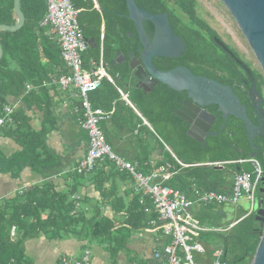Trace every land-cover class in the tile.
Returning <instances> with one entry per match:
<instances>
[{
	"label": "trees",
	"instance_id": "1",
	"mask_svg": "<svg viewBox=\"0 0 264 264\" xmlns=\"http://www.w3.org/2000/svg\"><path fill=\"white\" fill-rule=\"evenodd\" d=\"M12 2L13 0H0V24L15 22ZM97 2L103 9V42L106 46L108 42L112 44L105 49V60L115 49H120L125 56V62L122 65L110 67L113 71L109 69L108 74L113 78L115 70L119 72L123 81L115 79V85L123 93L128 94V99L135 104L152 128L151 130L143 124L133 110L121 100L114 85L103 79L99 88L91 92L88 98L92 106H99L105 111L111 109L113 100L116 101L110 118L115 135H107L103 128L106 142L115 151L122 152L123 149L118 146V134L127 133L129 142L135 148V153L125 158L136 162L138 170L142 172H151L158 165L166 162L171 164V178L164 183L184 192L189 197H191L192 183L203 190L228 193L234 175L242 171H250V166L247 163H227L220 167L203 163L231 161L249 156L252 149L241 121L229 116L223 128L220 129L222 118L219 116L214 128L220 130L212 136L210 144L204 147L190 139L185 134L186 125L181 123L171 111L175 105L176 92L163 84H157L149 92L136 85L127 61L128 54L133 53L132 50L137 48V34L131 20L126 17L125 0H97ZM135 2L139 7L151 13L166 10L176 34L184 42L185 51L176 60L164 58L156 61L159 69H169L175 64L184 65L189 67L194 74H203L216 79L230 85L235 91H237L236 85L239 87L244 84V81L249 82L244 69L214 42L212 37L216 35L215 31L204 20L196 16L194 0H178L183 15L176 12V7L169 9L166 0H135ZM173 3L176 6V0ZM73 4L77 9H82L78 16L93 9L91 0H73ZM20 9L24 15L23 25L13 32L0 30L2 47L0 114L2 107L6 104L7 95L20 93L26 83L40 86L44 79L48 78L52 67H59L62 64L59 46L45 34L43 27L39 26V21L45 12V1L20 0ZM93 12L95 21L99 24V13L95 10ZM229 48L238 56L231 47ZM96 51L97 49L95 53L92 52L94 60L97 58ZM133 54L136 55V51ZM89 57V53L82 54L84 66ZM42 59L46 62L43 63ZM246 64L248 66V63ZM251 72L255 79L256 89L260 91L264 86V76L254 69ZM244 93L245 91H243V97ZM49 113L50 111L47 110L48 121L50 120ZM52 122L53 120L49 123ZM19 138L22 142L21 154L34 152L35 156H27L25 159L33 160L31 162L37 165L35 168L43 171V162L38 153L43 146L41 138L37 136L32 140L28 133H22ZM259 140L263 154L256 153L255 158L259 160L264 172V138ZM163 142L185 165L179 164L172 157L165 149ZM153 144H156L162 152L151 165L149 161ZM57 165L58 163L53 161L51 167L48 166L47 169L55 170ZM69 175L74 180L75 190L72 188L61 193L52 187L46 190L36 188L33 195L29 193L16 195L10 200L11 205L3 210L0 208V264H32V260L24 252V242L40 237L47 240H59L65 236L80 238L85 234L89 240L98 239L99 243L104 245L113 256L126 243L125 230L142 227L155 217L153 213L144 211L150 202L144 200L143 204L140 203V193L134 195L128 204L121 205L122 201L118 197L114 199L115 202H111V208L125 210V219L119 222L103 215L98 218L99 208L96 205L88 206L86 199L82 200V205H75L72 194L76 192L79 182L88 181L102 198L107 199L114 193L115 186L106 187V181L115 183L119 177L125 180L127 175L120 173L113 162L107 159L98 162L89 172L77 173L73 169L70 170ZM259 195V188H257L255 196ZM262 202L264 207V198ZM93 209L96 210L93 212L94 215H88V211ZM194 215L202 224L209 225L208 216L201 214L198 217L197 212ZM233 222L235 223L224 231L203 233L201 240L208 252L214 246L220 247L222 249L220 258L228 264H250L259 241L261 223L255 218L254 212L248 214L243 210L234 215L231 222H225L219 227L225 228ZM117 225L123 226L118 227ZM211 240L215 242L210 243ZM225 252L232 255V260L225 257ZM59 262L60 258L57 264Z\"/></svg>",
	"mask_w": 264,
	"mask_h": 264
},
{
	"label": "crops",
	"instance_id": "2",
	"mask_svg": "<svg viewBox=\"0 0 264 264\" xmlns=\"http://www.w3.org/2000/svg\"><path fill=\"white\" fill-rule=\"evenodd\" d=\"M91 1L93 3V9L84 12L83 15L81 14L78 16V21L80 23L79 25L82 28L81 30L85 39H92V41H87L88 47L84 53H89L90 57L88 58V62L85 64V66L83 65V68H85L87 71H92L94 68V63L101 60L104 64L106 72L108 73L109 69L110 71H113L110 67L122 65L125 62V56L122 54L120 49H115L111 54L108 55L107 60H105V49L108 48L109 45L112 46V44L108 42L109 44L107 43L106 46L103 42V9L99 11L95 7L94 0ZM81 10L82 9L80 8L79 12ZM93 10L99 13V24H97L95 21V13ZM42 19L39 21V26L43 27L45 34L51 40L55 41L59 46L53 34L48 33L47 26L41 24ZM95 49H97V58L94 60L92 57V52L95 53ZM60 58L62 64H60L59 67H52V69L49 71L48 78L44 79L43 84L40 86H34L33 84L26 83L20 93L6 96V104L4 106L10 107L12 110L10 113L11 120L4 123V125L0 128V208L2 210L5 207L11 205L10 200L16 195L28 193L33 195L36 188L39 190H46L52 187L56 191L63 193L69 191V189H74L75 187L74 180L69 174L70 170L74 169L76 171L75 168L78 161L84 156L86 152L87 134L79 124L81 116V113L78 109L80 96L76 94L75 88L70 86L65 89H61V87L56 83V80L60 75L70 73V69L66 66L62 58L61 49ZM42 61L43 63L46 62L45 59H42ZM115 79L123 81L119 72L116 70L114 72L112 82H109L114 85L119 95L122 93L128 96V94L123 93L122 90H120L115 85ZM26 85L29 86V89H26ZM120 98L124 101L121 95ZM124 102L126 103V101ZM111 104V109L106 111L108 113L107 119L100 123V128L102 131L104 128L107 135L109 136L115 135V129L110 124V118L112 116L116 101L113 100ZM4 106L2 107L0 116H4ZM47 110L50 111L49 121L47 120L46 115ZM137 116L142 120L143 124L152 130L151 126L142 115ZM51 120H53V122L49 123ZM22 133H28L32 140H34L37 136L41 138L43 146L38 153L40 159L43 162V171H40V168H35L37 165L31 162L33 160L28 161L27 158L25 159L27 156H35L34 152L21 154L22 142L20 141L21 138L19 137ZM118 135V146L121 147L123 151H115L109 144L108 145L114 153L126 159L125 156L133 155L135 153V148L129 142L127 133H121V135ZM163 145L173 157L174 154L169 149V147L164 142ZM151 146L152 152L150 153V161H154L155 158L159 157L162 151L157 147L156 144ZM104 159L113 162L108 158H103L101 161H97L96 164L98 162H102ZM53 161L58 163L57 167L55 170H53V168L48 170L47 167H51V163ZM118 171L122 174H126L128 177L125 176V180L119 177L115 183L106 181V187L108 186L109 188L110 185L115 186L114 193H112V195L107 199L102 198L101 194L88 181L82 183L79 182L76 192L72 194L75 205H82V200L86 199L87 201L85 202L88 204V206L96 205L99 208L100 214L97 216L98 218L103 215L109 219H114L115 221L119 222L125 219L126 215L124 212L125 210L123 209L116 207L111 208V202H115L116 200L114 199L116 197L122 201L121 205H124L128 204L134 195L140 193L139 201L148 200L150 202L149 197L146 195L143 196L141 190H138L139 188L135 184L132 175L128 171L121 172L119 169ZM142 173L146 174L149 172ZM171 175L168 179L171 178ZM30 189L31 191H29ZM187 197L194 199L192 193L191 197ZM244 199L247 201L246 198ZM240 202L241 201L239 200L236 204L240 205ZM140 203L143 204V202ZM225 204L227 203H214L211 205H202L196 203L194 206H192L191 211L193 214L198 212V205L202 207H209L213 205L223 206ZM95 211V209L88 211V215H92ZM245 211H247L248 214L251 213L249 206L245 209ZM145 212L153 213L155 215L154 210ZM230 217L232 216H224V223L228 222L226 220ZM153 220H155V217L142 227L125 230L124 236L126 243L124 246L120 247L117 253L113 256L104 245L96 243L95 239L94 241H89V238H87L85 234L81 235L80 238L65 236L59 240H47L43 237L37 239H28L24 242V252L32 260V264H57L59 258L63 256L78 260L81 258L85 250L90 251L91 264H162L165 261V255L162 252V247L165 245V243H167V238L162 234L161 230L158 229V225L152 223ZM234 223L235 222L223 228L213 227L211 225L209 226L200 222L201 226L208 229L205 232L224 231L223 229H228ZM117 226L119 227L123 225ZM202 244L206 250L205 244L203 242ZM213 248H219L222 255V249L220 247L214 246Z\"/></svg>",
	"mask_w": 264,
	"mask_h": 264
},
{
	"label": "built area",
	"instance_id": "3",
	"mask_svg": "<svg viewBox=\"0 0 264 264\" xmlns=\"http://www.w3.org/2000/svg\"><path fill=\"white\" fill-rule=\"evenodd\" d=\"M45 4L46 11L41 24L46 25L48 33L53 34L57 40L62 58L70 69V73L60 75L56 83L61 89L70 86L75 88L76 94L80 96L79 124L87 134V149L78 161L76 171L78 173L89 172L95 167L97 161L108 158L120 171H128L132 175L138 190L150 199V205L144 210L155 211V220L152 223L157 224L158 229L167 238V243L162 247L165 255V261L162 264H228L220 260L221 250L219 248H213L208 252L203 247L201 235L208 229L201 226L191 208L196 203L202 205L236 204L241 197L246 198L252 204L263 174L259 160L248 156L231 161L203 163L214 166L227 163H247L251 169L234 175L229 193L205 191L192 184L191 193L194 199L188 198L178 189L164 183L171 175V164L167 162L160 164L146 174L140 172L136 163L112 151L100 128V123L107 119L108 113L100 107L92 106L89 101V93L98 89L103 79L112 82V78L106 72L101 60L94 63L92 71L83 68L82 54L88 44L79 25V9L74 6L73 0H45ZM26 89H29L28 85ZM11 110L10 107L4 106V116H0V128L11 120ZM173 157L175 158L174 155ZM175 159L179 164L185 165L177 158ZM150 164L153 165L154 161L151 160ZM58 264H91L90 251L85 250L78 260L65 256L60 257Z\"/></svg>",
	"mask_w": 264,
	"mask_h": 264
},
{
	"label": "water",
	"instance_id": "4",
	"mask_svg": "<svg viewBox=\"0 0 264 264\" xmlns=\"http://www.w3.org/2000/svg\"><path fill=\"white\" fill-rule=\"evenodd\" d=\"M229 18L235 28L245 39L250 50L255 56L264 76V0H213ZM95 7L101 11L102 7L94 0ZM13 24H0V30L16 31L24 23V15L20 9V0H13ZM126 17L131 20L134 31L137 34V53L128 55V67L136 80V85L144 91H151L157 84H163L175 92H185L186 100L179 109L172 113L188 125L186 135L198 142L205 137L215 117L205 110V107L214 105L216 112L220 113L222 123L220 129L225 125L228 116L241 121L248 143L252 151L249 156L255 157L258 147L254 144V137H264V107L263 96L256 89L255 79L251 69L234 54L229 46L219 37L213 38L214 42L242 67L249 78L247 93L251 100L253 113L258 119L255 125L247 114L246 106L240 102L238 96L233 92L230 85L221 83L216 79L201 74H194L188 67L177 65L169 69H157L154 58H178L184 51L185 45L180 36L175 34L170 26L165 11L151 13L139 7L135 0H125ZM143 21H148L153 26L151 39L147 38ZM92 41V39H89ZM87 40V41H89ZM2 47L0 44V58ZM123 59V57H122ZM126 103L141 116L139 109L128 99L127 95L120 94ZM195 131L200 136L192 134ZM218 131L209 133L217 134ZM222 167V166H220ZM264 191V172L259 183V192ZM263 200L255 198L249 205L255 218L260 221L259 241L256 245L250 264H264V207ZM239 220V219H238ZM237 220V221H238Z\"/></svg>",
	"mask_w": 264,
	"mask_h": 264
},
{
	"label": "rangeland",
	"instance_id": "5",
	"mask_svg": "<svg viewBox=\"0 0 264 264\" xmlns=\"http://www.w3.org/2000/svg\"><path fill=\"white\" fill-rule=\"evenodd\" d=\"M194 9L196 16L204 20L211 28H213L217 32V34L222 37L223 41L229 47H231L235 51V53H237L240 59H243L245 62H247L250 68L254 69L256 72L262 73L258 62L252 51L250 50L248 44L246 43L245 39L235 28V26L225 15V13L221 10V8L213 0H194ZM262 91L264 97V86L262 88ZM240 201V205L225 204L221 207L216 205L202 207L198 205L197 216L199 217L201 214L208 216L209 225L213 227L222 226L224 224V216H232L226 220L228 222H231L234 219V215L248 208V200L245 201V199L241 197ZM243 202H245L246 204ZM90 240L94 241V239L92 238ZM95 242L100 244L98 239H95ZM213 242L215 241H210V243Z\"/></svg>",
	"mask_w": 264,
	"mask_h": 264
},
{
	"label": "flooded vegetation",
	"instance_id": "6",
	"mask_svg": "<svg viewBox=\"0 0 264 264\" xmlns=\"http://www.w3.org/2000/svg\"><path fill=\"white\" fill-rule=\"evenodd\" d=\"M166 2H167V7L169 8V9H173V8H175L176 7V12H180L181 13V11H180V8H179V4H178V0H176V6H175V4L173 3L174 2V0H166ZM166 13H167V11L166 10H164ZM161 12H163V11H161ZM181 15H183L182 13H181ZM167 17H168V20H169V15H168V13H167ZM169 23H170V20H169ZM207 24V23H206ZM142 25H143V28L145 29V32H146V35H147V38L148 39H151L152 38V35H153V26H152V24L150 23V22H148V21H143V23H142ZM208 25V24H207ZM170 26H171V28H172V30H173V32L176 34V31H175V29L173 28V26L171 25V23H170ZM209 26V25H208ZM210 27V26H209ZM213 29V28H212ZM214 30V29H213ZM215 31V30H214ZM215 33H216V35L215 36H217V37H219L220 39H222V37L220 36V35H218L217 34V32L215 31ZM215 36H213L212 38H214ZM223 40V39H222ZM137 41V40H136ZM137 44H138V41L136 42V46H137ZM137 49V48H136ZM136 49H134V50H132V52L134 53L135 51H136ZM136 55H138V53H137V51H136ZM160 59H164V57H157V58H154L153 60H154V65H155V67L157 68V69H159L157 66H156V61L157 60H160ZM166 59H171V60H176V58H166ZM242 61L246 64L247 62H245L243 59H242ZM247 65V64H246ZM175 66H177L176 64H175ZM175 66H173V67H175ZM248 66H249V64H248ZM187 67V66H186ZM172 68V67H171ZM189 68V67H188ZM249 68H250V66H249ZM190 69V68H189ZM251 70H252V68H250ZM191 70V69H190ZM192 71V70H191ZM193 72V71H192ZM201 75H203V74H201ZM205 76V75H204ZM249 82H247V81H244V84H242V85H239V87L236 85V90L237 91H235L233 88V92L238 96V98L240 99V102L242 103V104H244L245 106H246V111H247V114H248V116L250 117V119H251V121L255 124V125H258V119H257V117H256V115L253 113V108H252V104H251V100H250V98H249V95H248V93H247V90H248V87H249ZM247 85V86H246ZM244 86H246V89H244ZM263 88V87H262ZM262 88H261V90L259 91L261 94H262V96H263V91H262ZM154 89V88H153ZM243 91H245V93H244V97H243ZM174 100H175V105H174V108L171 110V111H173V110H175V109H179L180 107H181V105H182V103H183V101L184 100H186V94H185V92H176V98H174ZM262 106L264 107V97H263V102H262ZM205 110H207V111H209L210 113H212L213 115H214V117H215V119H214V121H213V123L211 124V126H210V128H209V130H208V132L206 133V136L205 137H201L198 133H196L195 131H192V134L193 135H196V136H200L201 138H202V141L201 142H198V141H196L197 143H200L201 145H202V147H204V146H206L207 144H210V142H211V138H212V136H214V135H216V134H213V135H209V133H212V132H215V131H218L219 132V130H217V129H215L214 128V126H215V124H216V121H217V118L220 116V113H217L216 112V106H214V105H210V106H207V107H205ZM228 118H229V116H228ZM227 118V119H228ZM179 119V118H178ZM226 119V120H227ZM180 120V119H179ZM264 121V120H263ZM180 122L181 123H183V124H185L182 120H180ZM186 125V130H185V134H186V131L188 130V125L187 124H185ZM223 128V127H222ZM221 128V129H222ZM190 138V137H189ZM260 138H264V137H261V136H255L254 137V141H256V146L258 147V150H256L255 151V154L257 153V154H263V152H262V144H261V142H260ZM190 139H192V138H190ZM194 140V139H193ZM252 151H254V150H252ZM256 198H258V199H262L263 200V198H264V191L263 192H260V195L259 196H257ZM224 255H225V257H227L229 260H232V255H230L229 253H227V252H225L224 253Z\"/></svg>",
	"mask_w": 264,
	"mask_h": 264
}]
</instances>
